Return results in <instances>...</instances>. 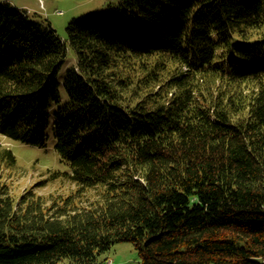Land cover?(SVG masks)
<instances>
[{
	"label": "trees",
	"instance_id": "1",
	"mask_svg": "<svg viewBox=\"0 0 264 264\" xmlns=\"http://www.w3.org/2000/svg\"><path fill=\"white\" fill-rule=\"evenodd\" d=\"M65 33L0 0V135L45 147L50 126L64 177L100 197L15 203L0 183V264L116 243L139 264H264V0H116Z\"/></svg>",
	"mask_w": 264,
	"mask_h": 264
},
{
	"label": "rangeland",
	"instance_id": "2",
	"mask_svg": "<svg viewBox=\"0 0 264 264\" xmlns=\"http://www.w3.org/2000/svg\"><path fill=\"white\" fill-rule=\"evenodd\" d=\"M28 15L37 14L50 24L56 34L65 39L67 24L74 18L92 12H108L116 0H7ZM74 63L72 51H68L65 65ZM45 147L21 144L0 135V143L13 153L14 168L0 166V183L8 185L9 194L17 203L20 198L33 194L42 198L46 206L60 205L70 199L72 206L85 207L98 201V189L77 190L64 174L69 173L53 149L50 126ZM29 201V200H28ZM137 252L130 243H116L97 257V264H139Z\"/></svg>",
	"mask_w": 264,
	"mask_h": 264
}]
</instances>
